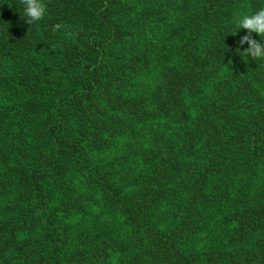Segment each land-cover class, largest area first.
<instances>
[{
	"label": "trees",
	"instance_id": "1",
	"mask_svg": "<svg viewBox=\"0 0 264 264\" xmlns=\"http://www.w3.org/2000/svg\"><path fill=\"white\" fill-rule=\"evenodd\" d=\"M45 3L0 0V264H264V0Z\"/></svg>",
	"mask_w": 264,
	"mask_h": 264
},
{
	"label": "clouds",
	"instance_id": "2",
	"mask_svg": "<svg viewBox=\"0 0 264 264\" xmlns=\"http://www.w3.org/2000/svg\"><path fill=\"white\" fill-rule=\"evenodd\" d=\"M20 4L23 6L25 22L30 25L42 20L47 12V4L45 0H20ZM236 31L235 35L240 29L246 30V34L243 35L238 44L243 46L247 43V48L243 49V53L246 57H251L253 60H264V41L261 39L257 41L252 38V33L257 36L264 37V7L259 8L252 14H242L235 20ZM62 28L61 24H55L52 26V31L56 32ZM69 35H74L69 33Z\"/></svg>",
	"mask_w": 264,
	"mask_h": 264
},
{
	"label": "rangeland",
	"instance_id": "3",
	"mask_svg": "<svg viewBox=\"0 0 264 264\" xmlns=\"http://www.w3.org/2000/svg\"><path fill=\"white\" fill-rule=\"evenodd\" d=\"M62 1L63 0H45V2H49V3H51V5L52 6H57V3L56 2H60V3H62ZM66 2H67V0H65ZM157 1L158 0H139L138 2H140L141 3V6L140 7H138L136 4H135V0H115V11H114V13H115V19H121V17H123V16H125V15H127L128 16V14L127 13H125V12H123V7L121 6V7H119L118 5H129V7L131 8L132 7V9H133V7L135 8V9H137V8H139V12L140 11H144L143 9H149L150 7H152V6H155V4L157 3ZM48 3V4H49ZM54 3V4H53ZM64 3V2H63ZM117 3V4H116ZM144 4V5H143ZM66 7H68V5H67V3H66V5H65ZM118 6V7H117ZM57 8H58V6H57ZM114 9V8H113ZM173 15H175V14H173V13H169V15H168V17L169 18H171L172 19V17H174ZM68 19V18H67ZM62 32H64V33H72V31H73V29H72V26H71V23L70 22H67V24H65V25H62ZM75 31V30H74ZM74 36H79V33H77V30L74 32ZM80 36H81V34H80ZM75 47H77L76 46V43H75ZM69 67L67 68V75H69V74H71V71H69ZM138 76V77H137ZM136 76V79H134L133 81H131L132 83H130V84H128V87L129 88H131L132 86H134L135 87V83H136V86L138 87V88H142V90H141V92L142 91H145V89H147L148 88V85L150 84V82L153 80V75L152 74H149V73H141L140 75H137ZM132 89V88H131ZM127 91H129L130 92V89L129 90H127ZM149 123V122H148ZM155 123V122H154ZM150 124H151V121H150ZM143 134V133H142ZM109 139H111V137L109 138ZM122 143H125V141L124 142H122ZM139 143L140 144H142V140H140L139 141ZM111 145L109 144L107 147L109 148ZM114 146H112L111 148H113ZM101 155H102V157L104 158V159H108V157H110V156H113L112 155V149L110 150V149H104V150H102L101 151ZM101 155H100V157H101ZM127 165H133V163L132 162H128L127 163ZM97 220H98V223H99V225H101V226H104L105 227V231H108V230H110V229H108V225L106 224V221H107V218L103 215V214H100V216L99 217H97ZM107 226V227H106ZM119 228V227H118ZM118 228H117V230H114V231H118ZM123 232L124 231H122V233H119V235H121L122 237H123Z\"/></svg>",
	"mask_w": 264,
	"mask_h": 264
}]
</instances>
